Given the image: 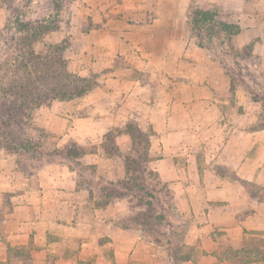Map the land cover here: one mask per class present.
Returning a JSON list of instances; mask_svg holds the SVG:
<instances>
[{"label":"crops","instance_id":"crops-1","mask_svg":"<svg viewBox=\"0 0 264 264\" xmlns=\"http://www.w3.org/2000/svg\"><path fill=\"white\" fill-rule=\"evenodd\" d=\"M195 6L239 27L233 47L254 43L264 68V0H72L68 11L79 26H66H89L84 41H71L85 74L109 72L92 92L66 102L67 111L37 120L59 136L57 148L89 147L82 165L109 183L125 178L133 136L119 135L120 154H111L105 135L128 123L149 133L147 165L173 193L184 227L180 254L190 257L171 260L165 248L121 226L128 199L99 205L70 166L26 171L0 151V260L10 244L34 247L38 263L238 264L230 250L264 242V200L245 186L264 188V129L253 130L260 106L243 85L233 88L227 67L201 44ZM4 24L0 5V30Z\"/></svg>","mask_w":264,"mask_h":264},{"label":"rangeland","instance_id":"rangeland-1","mask_svg":"<svg viewBox=\"0 0 264 264\" xmlns=\"http://www.w3.org/2000/svg\"><path fill=\"white\" fill-rule=\"evenodd\" d=\"M55 1V2H54ZM72 0H0V5L5 9V24L0 30V68L2 63L10 60L12 65L14 58H19L16 56L19 50H24V57L21 61L25 65L30 67H38L41 69L39 73V80L36 83H40L39 89L41 90L42 102L41 107L34 114L33 128H29V136L32 140L36 141L37 146L42 148L45 156L36 155L34 157L30 156V153L21 152V146L27 145L28 139L21 135V132L17 126V123L13 119L6 116L5 119L0 118V151H4L11 157H13L17 164L26 171H32L38 169L42 161L49 162L54 160H61L67 162L71 168L79 169V175H84L79 181L82 185H88L89 188L95 190L98 193H104L115 197L116 195L122 196L126 195V199H129V211L119 224L123 227L137 228L144 231L147 234H151L158 240H153L151 243L157 247L167 248V245L172 244L170 239L171 233L177 231V235L173 241L183 234L184 227L178 224V218L175 210H171V205L173 206L171 195L167 192L161 190L160 187L156 186L154 182L153 191L150 190L147 184H144L141 171V161L140 159L134 158V162L130 164L138 173L139 179L133 185L123 186L115 183H109L103 179L97 180L93 177L95 169L93 167H84L80 165L78 167L77 162L66 155H57L55 150L59 142V136L56 133L47 131L44 128L37 125V120L46 121L52 113H64L67 111L68 101L61 100L59 97L55 96L54 93L72 91L74 87L80 86L77 83L78 79L90 78L92 81H97L99 85H102L105 75L109 70L103 72L85 74V62L80 53L74 52L75 48L72 47L71 41H84L82 36L87 33L88 29L79 28L80 30H70L65 23H69L70 27L79 26L76 24V20L72 18L73 16L69 13L68 7ZM192 18H196V12H203V9L193 8ZM203 10V11H202ZM218 14V13H217ZM215 19L221 20L219 14ZM75 21V23H74ZM225 23V22H223ZM91 25V23L89 24ZM62 30V33L59 32ZM195 32V31H194ZM198 32V33H197ZM195 32L197 37L201 40V43L206 41V31H204L203 26L198 28ZM238 34L231 35L230 41L235 39ZM83 33V34H82ZM222 31L220 32V34ZM224 32L222 33L225 35ZM198 39V40H199ZM203 40V41H202ZM235 41V40H234ZM239 43V41H237ZM252 46L254 43H251ZM250 44V45H251ZM49 45L56 46L55 56L53 59H30V51H35L40 55L45 57V53ZM72 48V53L69 51ZM245 47L239 48L241 54L238 55V64L245 72L240 70V73L250 72L251 75H255L254 79H250L248 76L243 78H237L236 81L241 83L247 82V86L258 90V85L264 83L263 79L258 78L257 67L261 62L259 54L255 52L252 48L244 50ZM73 58L76 62L73 64ZM12 59V60H11ZM28 60H32L33 63L28 64ZM63 61L65 62L64 74L62 73L64 68L62 66ZM233 64V63H232ZM6 65H8L6 63ZM31 65V66H30ZM234 63L233 67L237 68L238 65ZM10 65L7 66L5 70L0 69V75L9 71ZM27 69V68H26ZM264 69V68H262ZM20 71H24L20 69ZM28 71V70H27ZM111 71V70H110ZM49 79H46V77ZM73 81L75 84L68 85V82ZM253 81V82H252ZM261 98L264 100V91L258 90ZM54 97V98H52ZM83 98V97H80ZM76 98L74 100L80 99ZM255 102V101H254ZM260 106V115L262 113L261 104L256 102ZM60 105V109L51 110L55 105ZM4 115L6 113L4 112ZM10 117V116H9ZM256 126V125H255ZM254 126V127H255ZM38 129L44 130V134L40 133ZM141 144V141H139ZM89 150V147H85ZM140 150H142L140 148ZM112 154H120V151L114 145V148L110 149ZM44 157L42 160L39 157ZM145 181V180H144ZM146 182V181H145ZM147 186V187H146ZM105 200H101L99 205L105 204ZM174 207V206H173ZM8 208V207H7ZM7 208H5L7 210ZM175 209V207H174ZM1 216V215H0ZM174 243V242H173ZM188 251V250H187Z\"/></svg>","mask_w":264,"mask_h":264},{"label":"trees","instance_id":"trees-1","mask_svg":"<svg viewBox=\"0 0 264 264\" xmlns=\"http://www.w3.org/2000/svg\"><path fill=\"white\" fill-rule=\"evenodd\" d=\"M55 2V1H54ZM196 18L193 19V31L197 32L198 28H201L203 26L204 31H206L208 34H206V41L205 44L215 53L217 54V57L220 59L221 63L227 67V71L229 75L232 78L233 81V88H235L238 85H243L251 94V97L253 101L259 102L261 104L262 113L259 118V122L255 127H253V130L258 129H264V100L261 98L260 91H264V83L258 85V90H255L254 88L247 86V82L244 83L241 81V83H238L236 81L237 78H245L249 77L251 80L255 78V75H251L250 72L247 73V76L245 73H240V70L242 72H245V69H242L240 65L238 64L237 57L241 54V51L239 49H235L232 45L231 35L238 34L239 27L235 25H228L226 23L220 22L214 17L217 16V11L215 10H209V11H195ZM225 33L223 35L220 32ZM198 33V32H197ZM203 45V43H201ZM246 49L253 48L252 44L245 46ZM244 48V50H246ZM56 46L49 45L48 49L46 51V55L43 58L42 55L39 53H36L35 51H30L31 58L30 59H45V60H51L55 56ZM24 50H19L16 56H19L20 59L14 58L13 65L10 60L2 63V66L0 69L5 70L8 65H10L11 68H9V71L6 73H2L0 75V118L5 119L6 116L10 119H13L14 122L17 123V126L21 132V135L26 137L28 139L27 145L21 146V152H27L30 153L32 157L36 155L45 156V153L42 148L37 146L36 141L32 140L31 136H29V128H33V120H34V114L38 110L39 107L43 104L42 102V96L41 90L39 89L40 83H36L40 76L39 73L41 72V69L38 67H30L29 65H25L23 61H21V58L25 56L23 53ZM260 62V61H259ZM6 63L8 65H6ZM33 63L32 60H28V64ZM236 63L238 65L237 68L233 67V64ZM236 65V66H237ZM31 66V65H30ZM64 71L65 69V62L63 61L62 64ZM27 68V69H26ZM261 63L259 64V67H257V71H255L257 76L260 79L264 80V69H262ZM20 69H23L24 71H20ZM28 70V71H27ZM46 79H49L48 75ZM253 82V81H252ZM77 83H79L80 86L74 87L73 84H75L72 80L68 82V85H72L74 89L72 91H64V92H58L54 93V97L57 96L61 100L71 101L76 98L84 97L90 92H92L95 88L100 86L97 81H92L90 78H81L78 79ZM52 97V98H54ZM4 112L6 115H4ZM10 116V117H9ZM40 133H45L44 130L38 129ZM122 133H128L133 136V148L131 149V152L127 154V156H124L126 160L127 165V172L126 176L122 181L114 182L118 185L123 186H129L136 183V181L139 179L138 173L136 169H134L130 164L134 162V158L140 159L141 163V171H142V177H145V181L143 180L144 184H147L150 188V190L154 187L152 182L155 183L156 186L160 187L161 190L167 192L171 195L172 203L173 204V193L168 188L167 184L163 183L156 173H154L147 165L148 163V157L147 152L149 150V133H146L142 131L139 127H137L134 123H128L126 128L119 129V128H113L111 129L106 135L104 139V145L110 152V149L114 148L115 145V139L121 135ZM139 141H141V144H139ZM140 148L142 150H140ZM89 152L87 148L81 147L77 145L75 142H70L64 149H56L55 153L57 155H66L68 157H71L74 159L78 167L82 165L81 159L84 155H86ZM111 153V152H110ZM112 154V153H111ZM39 157L41 160L44 157ZM60 163L63 165L70 166L67 162L61 161V160H54L45 162L42 161L41 165L38 167L41 168L44 165L48 163ZM73 170L79 172V169L72 168ZM84 175H81V178ZM245 186L248 190V192L251 194V196L254 199L257 200H264V188L255 186L250 183H245ZM147 187V186H146ZM152 187V188H151ZM93 194L98 197V201L106 199V203L110 202L113 198H119V199H125L127 196L122 195L115 197L104 193H98L95 190H92ZM153 191V189L151 190ZM98 195V196H97ZM129 205V199L127 200ZM101 206H104L102 204ZM174 206V204H173ZM171 205V210H175L174 207ZM176 215L177 211L175 210ZM178 224L183 226V224L178 221ZM128 228V227H124ZM133 228V227H132ZM135 230L139 231L141 234V237L146 240L147 242L151 243L153 240H158L156 237H154L151 234H147L144 231L134 228ZM177 231H173L171 233L170 239L172 240V244L167 245V248L165 249L167 251V254L169 255V258L171 260L173 259H182L184 257L189 258L190 256L187 254L185 250V254L181 255L180 253L183 251V240L182 235L178 238H176L175 241H173L175 236L177 235ZM174 242V243H173ZM153 244V243H151ZM264 245V242L258 243V246L254 247H245L241 251H235L230 250L229 256L232 259H237L235 263L238 264H251L255 259H260V256L264 257V249H261V247ZM33 249L32 246H12L10 244H7V255L4 260H0V264H55L54 260L49 259L45 263H38L34 259L33 256ZM182 250V251H181ZM256 254V255H254ZM256 256V257H255ZM80 264H88V263H80Z\"/></svg>","mask_w":264,"mask_h":264}]
</instances>
